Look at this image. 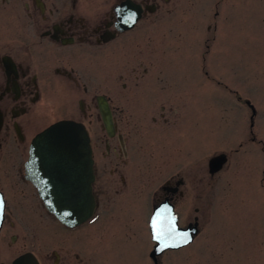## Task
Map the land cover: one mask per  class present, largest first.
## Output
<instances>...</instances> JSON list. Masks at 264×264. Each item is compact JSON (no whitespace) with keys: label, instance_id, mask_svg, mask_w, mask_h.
<instances>
[{"label":"flooded vegetation","instance_id":"flooded-vegetation-1","mask_svg":"<svg viewBox=\"0 0 264 264\" xmlns=\"http://www.w3.org/2000/svg\"><path fill=\"white\" fill-rule=\"evenodd\" d=\"M178 2L0 0V264H12L24 253V247L31 246L24 240L18 222L22 212L13 204H27L35 215L46 216L69 236L75 235L72 244L78 247H54L51 264H132L123 257L125 250L118 248L121 242L115 241L114 251L110 250L112 243L115 239L126 242L129 233L143 230L150 237L151 216L164 201L173 206L180 228L196 227L198 234L193 241L199 235L198 217L181 222L176 208L186 193L204 182L211 191L217 172L211 174L207 166L205 176L200 178L190 168L195 165L192 162L177 164L174 174L163 180L161 174L154 185L151 146L162 147V125L170 123L166 113L173 110H166L160 100L151 116L149 110L138 111L155 98L162 99V94L150 87L161 85L150 83L154 76L150 71L152 59L162 58V20L174 14ZM120 54H129L126 74L118 73L113 66ZM108 64L112 65L113 87L105 86L107 90L103 91L102 76L98 75ZM161 74L159 70L154 82H162ZM99 98L109 107L111 136L102 121ZM134 104L141 107L135 110L136 105L131 108ZM65 119L84 125L93 158V215L74 228L62 225L44 208L25 174L32 139L45 127ZM249 142L256 143V138L252 136ZM233 151L238 153V149ZM135 196L148 198L145 220L133 215L130 199ZM90 230L99 231L95 249H87L86 231ZM193 241L175 252L191 258L186 249ZM14 247L21 252L9 262L7 251ZM31 249L25 253H32L39 264H48L35 252L36 245ZM151 249L147 252L148 264H164L165 255L172 251L152 256Z\"/></svg>","mask_w":264,"mask_h":264},{"label":"rangeland","instance_id":"rangeland-1","mask_svg":"<svg viewBox=\"0 0 264 264\" xmlns=\"http://www.w3.org/2000/svg\"><path fill=\"white\" fill-rule=\"evenodd\" d=\"M174 10L162 20V58L152 59L150 71L154 74L150 83L161 84L150 87L162 99H152L156 103L144 107L130 105L151 111V116L162 100L166 110H173L166 113L170 123L162 125V147L151 146L154 185L161 174L162 180L174 174L177 164L192 162L190 168L201 178L212 156L225 153L228 162L213 175L211 191L204 182L186 193L176 208L181 222L194 215L199 219L200 233L186 249L191 258L171 251L163 263L264 264V0H179ZM128 56L120 54L116 64L112 62L118 73H127ZM104 67L98 77L106 91L105 86L113 87L112 65ZM159 70L162 82H154ZM246 101L255 110L253 118ZM252 136L256 143L249 142ZM13 205L22 212L18 222L31 245L22 252L33 250L34 244L35 252L51 264L54 247H78L72 244L75 235L69 236L51 219L35 215L27 204ZM130 207L134 216L145 220L147 196L130 199ZM98 235V230L86 231L87 249L96 248ZM128 235L126 242L115 239L110 250L118 240L127 261L148 264L152 246L148 232ZM20 252L8 249V261Z\"/></svg>","mask_w":264,"mask_h":264},{"label":"water","instance_id":"water-1","mask_svg":"<svg viewBox=\"0 0 264 264\" xmlns=\"http://www.w3.org/2000/svg\"><path fill=\"white\" fill-rule=\"evenodd\" d=\"M99 110L108 135H112V122L109 107L103 98L98 99ZM254 113V110H253ZM226 162L224 154H218L209 160L211 174L220 170ZM92 157L88 134L82 124L74 121L56 122L40 133L31 142L29 157L25 163L26 177L37 188L46 209L66 226L73 227L87 220L93 211L94 200L91 194ZM162 216L174 218L176 233H188L187 243L196 234V228H178L176 217L169 205H162ZM160 209H156L153 219H157ZM152 224V223H151ZM167 224V226H168ZM158 230L159 227L157 226ZM162 229V228H161ZM163 231V229H162ZM153 236V235H152ZM177 243L182 237L173 234ZM167 239V237H165ZM154 240V239H152ZM156 241L152 255L159 253L162 240ZM187 243H179V248ZM13 264H38L31 253L19 256Z\"/></svg>","mask_w":264,"mask_h":264},{"label":"snow or ice","instance_id":"snow-or-ice-1","mask_svg":"<svg viewBox=\"0 0 264 264\" xmlns=\"http://www.w3.org/2000/svg\"><path fill=\"white\" fill-rule=\"evenodd\" d=\"M3 207V204L0 203V208ZM162 211H170L169 209H164ZM159 216V213H158ZM176 234L177 236L182 237L180 241L177 243H169L168 240L175 239V236L173 234ZM152 235L154 240H162L161 248H169V247H178L179 243H187V237L188 233H176L174 218H171L169 220V224L167 228L163 231L158 230L157 228V220L153 219L152 221ZM167 237V239H165Z\"/></svg>","mask_w":264,"mask_h":264}]
</instances>
